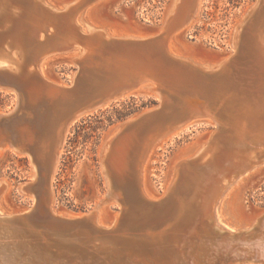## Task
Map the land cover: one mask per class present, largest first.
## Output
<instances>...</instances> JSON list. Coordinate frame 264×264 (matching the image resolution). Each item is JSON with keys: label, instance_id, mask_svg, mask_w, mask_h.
Masks as SVG:
<instances>
[{"label": "water", "instance_id": "obj_1", "mask_svg": "<svg viewBox=\"0 0 264 264\" xmlns=\"http://www.w3.org/2000/svg\"><path fill=\"white\" fill-rule=\"evenodd\" d=\"M4 1L7 6L0 10V40L12 35L21 37L28 44L31 33H33L35 39L40 34L42 36L40 39L45 41L49 30L52 35H55L60 33V27L63 28L66 25L63 22L56 27L60 23L57 17L53 14L44 16L41 11L44 9L43 5L35 0ZM1 2L2 0H0ZM11 11L14 12L13 15L10 13ZM3 18L5 20L8 19L6 27H4ZM241 35L234 52L228 58L226 67L214 74L216 79L212 78L208 89H205L216 102L219 100L218 103H227L228 109L229 107H234L233 111L238 109L239 105L244 104L245 101L248 102L251 99L256 101L264 95V87L260 92H258V89H251L256 87V85L259 87L262 84L263 73L258 63L254 60V47L249 42L250 47L248 46L244 50V41ZM151 43V38H147L132 41V46L128 49L122 47L115 49V51L108 48L109 50L102 55V61L97 60V64L92 65L93 67L85 68L79 63L72 62L76 65L78 73L81 75L79 74L80 77H78V73L73 74L68 84L58 82L62 84V87L68 88L69 91H66L65 96L62 94L63 90L59 88L52 86L50 89H44L40 85H34L33 82H30L33 74L27 75L29 67H25L18 73L0 69V93L11 95L13 98L14 94H16L17 97L12 107L0 112V137L8 140L12 148L24 155L27 161L29 160L34 165L36 174L34 182L29 183L31 186H28L29 191H27V194L32 196L33 203L19 212L0 216V264H122V261H126L124 254L130 253V251L138 255L135 259L140 261L139 264H163V260L169 264L176 251L180 248L185 253V257L187 256L186 252L196 256L195 264L202 261L203 255L206 258V252L201 254V251L197 253L194 250L198 246L200 248L207 247V245L203 244L208 241L205 235L210 231L211 224L206 225L205 219H200L195 224L191 221L189 222L187 210L186 212H178L173 217L175 199L171 195L162 196L154 201H148L143 198L137 186H135L136 182L133 180L132 168L134 169L135 167L133 152L126 160L127 169L125 170L122 169L121 158H117L118 161H114L117 164L115 166L113 163L112 168L105 161V172L109 184L121 193L120 204L116 210L118 215L113 225L109 226V224L105 223L107 226L99 227L95 223L93 211L88 212L91 209H85L79 213L73 210L60 213V211L50 207L46 200V189L50 176L47 171L48 157L45 167L41 168L40 161L43 156L41 141L43 138L38 134V131H41L42 124L45 123L47 116L50 114V119H47V122L48 127L51 129L48 141H51L53 140L51 139L52 125L54 120H56L55 114L62 111L60 109L63 104L69 103L73 108L78 107L80 109L67 119L64 118V123L61 127L62 131L68 128L71 121L79 115L100 107L110 99L117 98L136 88L139 74L149 73L150 71L152 76L156 75L158 79L161 77L164 82H166V77L171 79L170 70L167 67L168 64L166 63L164 66L166 61L163 63L155 49L150 47ZM39 47H41L40 49L44 47V51H47L40 54L37 53L34 56L38 63L49 55L71 51L68 48H64V46L61 50H50V46H45L43 43ZM245 54L250 64L247 71L252 74L249 82L250 86L249 84L247 85L250 90L247 91L242 88V84H239L237 72L230 74V71L233 72L232 68L237 66L238 57ZM148 59L152 60L150 64L147 62ZM242 59L245 58L242 57ZM105 68L113 72L116 69L129 71L130 75L123 78L126 80L125 82L130 83V89L121 88L115 94L106 95V97H99L101 90H98L93 95L96 96L98 93L97 99H93V96L88 94L81 98L77 97L79 86H84V78L88 82H91L92 79H98L102 83L104 72H106ZM103 69L104 72H102ZM156 71L162 72L161 74L163 75L157 76ZM223 75L225 78L222 80L220 78ZM179 77H184V82L180 85L184 87L185 93H189L195 86L188 82L189 77L184 75L177 74L174 79ZM101 83L98 89H101ZM159 105L163 108L161 101ZM220 109L223 111L222 105H218V112L216 111L218 114ZM157 113V109L155 111L150 110L137 118L116 126L117 135L123 136L125 132L130 131L135 125H141V122L147 123L145 122L146 119L155 117ZM192 116L194 115L192 114ZM174 125H171V127L173 128ZM225 126L227 127L228 125ZM138 129H141V127ZM216 134L212 131V137ZM127 138L125 137L126 140L116 146V153L120 157L123 156L125 151L124 145ZM111 152L108 151L107 155H113V152ZM128 186L133 187L132 197L127 193ZM22 191L24 192L23 188ZM167 220L171 221L165 225ZM193 225L194 230L189 233ZM147 229L151 231L163 229V231L160 234L149 236L145 234ZM201 232H204L203 239L200 236ZM17 236L19 237L16 238ZM187 245H191L189 250ZM4 252L7 253L4 254ZM158 254L161 256L160 259H157ZM158 260L161 261L159 262ZM188 264H192L190 260Z\"/></svg>", "mask_w": 264, "mask_h": 264}, {"label": "bare ground", "instance_id": "obj_2", "mask_svg": "<svg viewBox=\"0 0 264 264\" xmlns=\"http://www.w3.org/2000/svg\"><path fill=\"white\" fill-rule=\"evenodd\" d=\"M35 1L43 5L44 9H42L41 11L44 16L53 14L55 17H57L60 23L57 24L56 27L60 26L63 22L66 23V25H64L63 28L60 27V33H57L55 35H52V32L50 33L49 30L45 41L40 39L42 37L40 36V34L38 37L39 39H35L33 33H31L30 41H28V44L27 42L25 43L21 37L12 35L0 40V69L18 73L25 67H29V72H27V75H34L31 76L30 81L33 82L34 85H40V87L44 89H50L52 86H54L56 88H59L60 90L69 91L68 88H64L60 84L51 82L43 76V65L45 63L43 65H40L41 62L38 63L34 59V56L37 53L40 54L47 51H44V47L40 49L41 47L39 46L42 43L45 46H50V50H61L63 46L64 48L74 50L78 56L76 58H73L72 60L76 61L86 68L90 67L91 64L96 65L97 60L102 61V55L105 54L107 50H109L108 48H110L111 50H115L117 48L119 49L122 47L128 49L130 48V46H132V41L151 38L152 43L150 47L155 49L158 56H160L159 58L163 60V63L166 61L164 66L166 65V63L168 64L167 67L170 70L169 73L171 74V79H168L166 77V82H164L163 78L159 77L158 79L156 75H154L155 77L152 76V72L149 71V73L145 72L138 75L136 81L138 83L137 85L141 84L140 87H147L150 92L158 98V101H161L163 103V108L167 112L170 110H174L172 109L173 102L176 100L174 98L178 97L179 99L177 100L180 101L183 105H180L177 108V111H175L177 116H185L183 119H186V117H189L192 114L194 116H206L210 119L211 124H213V126L215 127L212 129L213 132L217 133L212 137L211 132L208 136V140H206L207 142L203 143L192 156L177 162L170 169V179H168L167 181L165 190L163 194H161V196L156 198L148 195L143 188V169L147 154L150 151L157 136L160 133L163 134V131L165 132V130H169L170 126L164 127L161 131H158V129H160L157 128L156 125L158 119L152 122L151 120L155 118L152 117L150 121L146 119L145 122L148 121L149 123L141 122V125H135L136 128H134V126L130 131L125 132L123 136L117 135L118 131H115V134L104 142V144L102 145V150L100 152L102 159V161L100 160V172L103 175L102 178L104 182V193L101 195L92 210L88 211H93L95 223L99 227H103L106 225L99 219V211H97L99 206L109 203L117 207L120 204L119 199L121 197V193L120 191L110 186L105 172V161H107V163L110 164V167L112 168V163H114V161H118L116 158L120 157L116 153V146L125 141V137L134 136L135 134L137 137L138 128L141 127L146 129L143 130L144 132H146V135L141 138L139 142L137 141V149L135 148L134 150H132L134 154L133 163L135 164V167L133 166L134 169L132 168V175L134 176L133 180L136 182L135 186H137L140 195L148 201H154L162 196L171 195L175 199V209L173 217L174 215H176V213H181L183 211L186 212L187 210V218H189V222L191 221L195 224L196 221L205 219L206 225L211 224V232H213L212 230H216L215 232L218 234V236H223L222 240L219 239V241L217 240L214 243L211 240H208L206 243L207 247L200 248V246H198V248L194 250L197 253H200L201 251V254H203V252H206V257H211L210 259L207 257V262L205 264H214V259L218 260V256L219 258L221 257V261L218 264H232L236 260L238 261V259H240L239 261L252 260L253 262L264 264V218L260 222L255 219L254 223L250 222L248 225H245V220L236 221V214L234 213V210L230 209V214L233 219L230 222L226 223V228H224L221 227L217 222V217L219 218L218 214L221 213H219V211L217 212L218 207L216 208L218 201L229 194L235 182L241 181L237 179H239V177L244 174L246 170H251L253 169V167L264 163V95L261 99L258 98L256 101H253L252 99L248 102L245 101V103L239 105V108L235 109V111H233L234 107H229L228 109V104L225 102H222V104L220 102L218 103L219 100L217 102H214L212 100V96L211 100L213 103L211 105V103L209 102V92H207L205 89H208V85L211 84L212 78L216 79L214 77V74L220 71L222 68L226 67L228 58L232 54V52H230L229 55L225 58H221L211 64L196 63L193 60H190L188 57L173 54L168 49V41L170 36L174 32H177L185 24H187L188 20L192 18V15L198 11L200 0H173L172 3H175L174 6L170 8L171 11L164 18L162 27L158 29L154 34L146 35L147 33L138 32V30L136 29L139 28L136 27V29H132L131 32L144 35L117 36H109L105 34L102 29H92L89 26H86L87 31H85L78 26V20H76L77 13L79 11L81 13L82 9L87 6L90 1L94 2L95 0H73L70 3L64 4H61L62 2H60L59 7L62 9H57L55 7L49 6L47 3H44L41 0ZM5 6H7V3L2 0V2L0 3V10H2ZM258 9L259 12L257 21L254 28L251 29L252 34L250 35V44H252V46L254 47L253 49L255 50L254 60L258 63L263 73V82L259 86V89L261 90L264 87V0H256L250 7H248L244 11L242 17L235 23L230 34V46L231 48H233V50L236 48L239 42L240 35L243 33L244 27L247 25V22L249 21L252 14L255 13ZM10 13L13 15L14 12L11 11ZM3 21L4 27H6L8 25V19L5 20L3 18ZM151 61V59H148L147 62L150 64ZM239 66L240 65H238V67ZM156 72L158 74L157 76L163 75L160 71ZM125 73L126 75H130L129 71H123L119 69H116V71L114 72L112 71L104 73V80L102 79L101 84L102 87L101 89H98L101 90L99 93V97H105L106 95H109V91H111L109 93L112 94L115 90L125 87L127 88L128 85L131 87L130 83L125 82L126 80L123 78V74ZM177 74L189 77L188 82H191L195 86L193 89H191L190 93H185L184 87L181 86L182 82H184V77L174 79ZM224 78L225 76L223 75L220 79L223 80ZM126 83L129 84L127 85ZM178 83L179 86L177 85ZM116 87L117 89L113 90ZM97 96L98 93L96 94V96H93V99H97ZM218 96H220V94H218ZM16 98V94H14V101L16 100ZM216 105H222V110L228 113L227 117L224 116L226 117L225 121L222 120L223 117L214 109V106ZM64 107L65 106L63 104V108ZM71 107L72 105H69V109L66 108L68 109L67 114L69 113V116L80 109L78 107ZM69 116H67L65 119H67ZM159 120L166 121V119L164 118H160ZM63 123V120L57 118V120L53 122L52 125L51 139L53 140L50 141L51 158L50 162H48L47 164V171L49 173L48 175L50 176L46 189V200L48 201L50 207L53 200V178L58 166L59 150L63 144L65 132L67 129L66 128L63 131L61 130ZM178 124L179 123L175 125L177 126ZM225 125H228L229 128ZM61 131L64 133H62ZM160 136L162 135H159V137ZM192 145L195 146L196 144L193 143ZM191 147L192 146H190L189 148L186 147V149L184 148V152L191 153L193 150H191ZM7 151L16 155H22L14 148H12L8 140L0 137V154L6 153ZM108 151H112L113 155H107ZM131 152L124 151V155L127 154L125 156V161L128 159V157L131 156ZM114 164L116 166L117 162H115ZM122 169H127L126 165L123 164V162ZM35 175V167L33 164H31L30 180L28 184L34 182ZM0 186L5 187L4 185ZM27 186L28 185H26V187ZM2 189L3 188H1V190ZM132 190L133 187L128 186L127 193L128 195L130 194V197H132L133 195ZM11 213L12 212H9L7 215ZM214 213L216 214L214 215ZM117 215L118 213H115L111 217L109 222H107L109 226L115 223ZM216 215L218 216L216 217ZM170 221L167 220V223L165 225H167ZM258 224V232L256 231L257 234H253L252 231L254 230V228H257L255 226ZM245 226L248 227L245 228ZM193 230L194 225L189 230V233ZM230 230H232V232L235 231V233H231ZM162 231L163 229L157 231H151L147 229L145 234L154 236L156 234H160ZM248 233H250V235ZM249 236L252 238V240H250L251 238ZM189 248H191V245H187L188 250ZM181 250L182 249L180 248L176 251L169 264H188L189 260L192 264H195L194 261L196 259V256H193L192 253L190 255V252H186L187 256L185 257V253ZM208 251H210L209 254ZM230 254H232L231 260L227 261L226 257H229ZM136 256L138 255H135L131 251L130 253H125L124 257L126 258V261H122V264H139L140 261L135 259ZM160 257L161 256L158 254L157 259H160ZM158 261L160 262L161 260ZM163 264H168V262L163 260Z\"/></svg>", "mask_w": 264, "mask_h": 264}, {"label": "rangeland", "instance_id": "obj_3", "mask_svg": "<svg viewBox=\"0 0 264 264\" xmlns=\"http://www.w3.org/2000/svg\"><path fill=\"white\" fill-rule=\"evenodd\" d=\"M41 1L47 3L49 6L62 9L59 7L60 2L64 4L70 3L73 0ZM255 1L200 0L198 11L192 15V18L188 20L187 24L170 36L168 41L169 51L178 56L188 57L196 63L212 64L221 58H225L230 52H234L230 46V34L233 26L242 17L244 11ZM172 2L173 0H95L85 6L81 13L80 11L77 13L76 20H78L77 24L82 30L87 31L86 26H89L92 29H102L109 36L144 35L131 32L136 27L139 28L136 29L138 32L147 33L146 35L154 34L162 27L164 18L171 11L170 8L174 6L175 3ZM258 12L259 9L252 14L241 35L244 41V50L248 46L250 47L251 29L255 26ZM77 56L74 50L49 55L40 64L43 65L45 63L43 65V76L56 84L70 83L72 75L78 73L76 65L72 63H77L72 60ZM242 57L245 59H242ZM236 64L237 66L232 68L233 72L230 71V74L237 72V77L242 82L238 81L239 84L244 85L242 86L244 90H250L247 85L250 82L252 74L247 71L250 64L246 58V54L240 55ZM92 65L90 67H93ZM238 65L242 66L238 67ZM105 70L107 73L112 72L107 71V68ZM102 72H104V69ZM124 76H127L126 73L123 74ZM86 81L84 78V86L80 85L78 88L79 92H77L78 94L76 96L79 98L86 94L93 96L98 91L101 83L98 79H92L91 82ZM126 84L128 85L129 83ZM140 85H137L136 88L131 89L117 98L110 99L100 107L79 115L71 121L66 129L64 141L59 150L58 166L53 178V200L51 203L53 209L60 211V213L70 210L78 213L85 209L92 210L104 193L103 175L100 172L102 161L100 152L102 145L108 138H111L115 134V131H117L116 126L137 118L145 112L158 110L155 118L151 120L153 122L158 119L156 124L157 128H160L158 131L170 126L169 130L167 129L165 132L163 131V134H159L162 136H157L145 160L143 188L150 196L156 198L161 196L168 179H170V169L177 162L192 156L203 143L207 142L206 140H208L209 134L215 128L208 117L196 115L191 118L189 116L182 122L185 116H177L175 112L180 105H183L177 100L179 99L178 97L174 98L173 96L177 100L173 102L172 109L174 110L167 112L164 108L160 107L158 98L147 87H140ZM177 85L179 86V83ZM256 86L251 89H258L260 92L261 90L258 85ZM128 87L130 88L129 85ZM128 87L127 89H129ZM115 89L117 87L113 90ZM116 91L112 94H115ZM109 92L108 94L112 95ZM62 93L65 95L66 91ZM209 96V102L212 105L213 99L211 100V95ZM213 101L215 102L216 100ZM13 104L14 98L11 95L0 93V112L8 107H12ZM68 104H64L65 107L63 108L62 106L60 109L62 111L55 114L56 120L57 118L64 120V118L69 116L67 111L71 104ZM214 109L217 111L218 105L214 106ZM51 110L52 108L50 112ZM219 114L223 117V120L228 116V113L221 111V109L219 110ZM49 116L45 119V123L42 124L41 131H38V134L43 138L41 141V149H43V156L40 162L41 168L45 167L47 157V164L51 158V142L46 138L51 134V129L48 127L47 122V119H50ZM160 118H164L166 121H161L159 120ZM150 119L148 118L149 121ZM147 123L149 122L147 121ZM177 123L179 124L177 126L174 125L171 129V125ZM143 130L146 129H138V138L136 134L134 136H128L124 145L125 151L131 152L135 148L137 149V141L139 142L146 135V132ZM193 143L196 145H192ZM188 146H192L191 150H193L191 153L184 152L186 147L189 148ZM126 155L123 153L122 157H118L119 159L121 158L125 165ZM30 167L31 162L29 160L27 161L24 155H16L8 151L0 154V185L6 187L0 186V215L4 216L9 212H19L33 203L32 196L27 194V191H29L28 186L30 185L26 187L30 180ZM237 180L241 181L235 182L229 194L220 199L216 205V208L218 207L217 212L219 211L221 213L218 214L219 218L216 215L217 222L224 228H226L225 224L233 219L230 214L231 210H234L236 214V221L245 220V225H248L250 222L254 223L255 219L260 222L264 218V163L253 167L251 170H246ZM1 188L3 189L1 190ZM116 210L117 207L109 203L99 206L97 210L99 211V219L104 223L109 222L111 217L117 213ZM247 227L245 226V228ZM255 227L257 228H254L255 231H252L253 234H257L259 224ZM230 232L235 233L232 230ZM207 234L205 236L213 243L217 240L219 241V239H223V236H218L215 231H209ZM248 234L250 235V233ZM200 236L203 239L204 233L201 232ZM206 243L203 245L206 246ZM6 253L4 252V254ZM231 255L226 257L227 261L231 260ZM207 257L209 259L211 258L209 256ZM207 257H203L204 259L202 258L200 264H205ZM217 258L218 260L214 259V264L220 263L221 257L219 258L218 256ZM239 260H236L232 264H260L252 260Z\"/></svg>", "mask_w": 264, "mask_h": 264}]
</instances>
